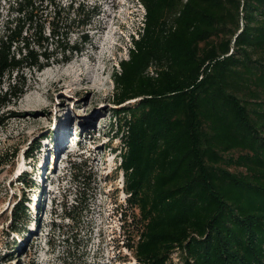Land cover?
Returning a JSON list of instances; mask_svg holds the SVG:
<instances>
[{
  "label": "trees",
  "instance_id": "16d2710c",
  "mask_svg": "<svg viewBox=\"0 0 264 264\" xmlns=\"http://www.w3.org/2000/svg\"><path fill=\"white\" fill-rule=\"evenodd\" d=\"M138 2L137 36L112 72L121 212H138L127 247L136 264H264V0ZM99 13L87 0H7L0 107L27 92L25 70L92 45ZM26 202L10 209L15 230Z\"/></svg>",
  "mask_w": 264,
  "mask_h": 264
},
{
  "label": "rangeland",
  "instance_id": "374dc122",
  "mask_svg": "<svg viewBox=\"0 0 264 264\" xmlns=\"http://www.w3.org/2000/svg\"><path fill=\"white\" fill-rule=\"evenodd\" d=\"M87 1L100 11L92 45L69 63L25 70L27 92L0 107V264H136L127 244L137 239L138 212H121L127 195L115 169L121 140L111 138V98L112 72L128 56L144 7ZM24 197L29 221L18 231L10 209Z\"/></svg>",
  "mask_w": 264,
  "mask_h": 264
}]
</instances>
